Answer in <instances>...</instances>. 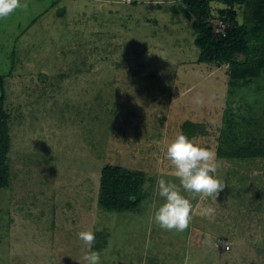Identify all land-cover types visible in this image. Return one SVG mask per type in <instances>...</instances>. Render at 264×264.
I'll return each instance as SVG.
<instances>
[{
  "label": "rangeland",
  "instance_id": "obj_1",
  "mask_svg": "<svg viewBox=\"0 0 264 264\" xmlns=\"http://www.w3.org/2000/svg\"><path fill=\"white\" fill-rule=\"evenodd\" d=\"M20 2L26 6L0 19V76L10 115L0 264H84L78 233L90 228L104 238L93 248L101 264H264V156L217 154L219 147L228 152L249 142L264 151L257 20L251 16L249 67L260 68L230 85L226 65L197 61L180 0ZM209 6L213 24L219 10L228 9L218 0ZM230 8L247 23V7ZM186 121L196 130L186 136L216 152V176L225 183L216 201L181 189L213 229L205 245L192 238L198 227L178 232L154 221L165 202L157 181L180 184L167 146ZM227 133L234 143L221 142ZM107 164L146 174L151 189L139 211L98 206ZM209 206L215 214L202 215ZM216 237L229 249L215 245Z\"/></svg>",
  "mask_w": 264,
  "mask_h": 264
},
{
  "label": "trees",
  "instance_id": "obj_2",
  "mask_svg": "<svg viewBox=\"0 0 264 264\" xmlns=\"http://www.w3.org/2000/svg\"><path fill=\"white\" fill-rule=\"evenodd\" d=\"M180 1L182 6L179 12L193 30V43L199 50L197 58L199 63L226 65L232 79L230 85L236 84V78L245 79L251 71L255 72L257 67L260 68V65L257 67L255 65L254 69L249 67L252 51L248 39L252 16L257 20L256 25L261 29V33L263 32L260 43L264 46V0H218L228 6V9H220L219 15L215 17V20H221L227 25L224 34H215L213 31L212 21L210 22V17L213 16L209 6L211 0ZM235 3L247 7V23H240L235 18V11L230 8ZM259 6L262 9H259ZM257 11L259 12L256 14ZM255 14L258 18H255ZM4 100V79L0 76V190L7 188L10 182L8 163L10 115L4 106ZM182 131L189 137L196 133L194 126L187 121L183 123ZM229 134L222 135L224 139L222 138L221 142H227V139H230ZM231 139L235 140L234 137ZM227 151L223 152L219 147L217 154L220 157L238 159L264 156V151L255 147L253 142L232 145ZM146 183L147 176L143 171L107 164L100 171L97 204L101 209L109 212H137L141 204L146 205L145 199L151 189L146 187ZM95 236L94 249L100 247V242H104V238L100 241L99 233H95Z\"/></svg>",
  "mask_w": 264,
  "mask_h": 264
},
{
  "label": "clouds",
  "instance_id": "obj_3",
  "mask_svg": "<svg viewBox=\"0 0 264 264\" xmlns=\"http://www.w3.org/2000/svg\"><path fill=\"white\" fill-rule=\"evenodd\" d=\"M25 6L20 0H0V19ZM193 103L200 104L202 101L194 98ZM167 158L173 165L174 175L180 184L162 178L157 181L159 196L165 202L154 212V221L164 230L183 232L191 223L193 205L189 198L181 194V189L199 194L201 198L212 197L216 201L220 191L225 188V183L216 176L219 167L216 152L201 146L183 132H178L168 144ZM201 214L212 216L215 209L205 207ZM78 238L85 245L81 256L84 264H101L100 253L93 250L96 241L94 231L91 228L81 231Z\"/></svg>",
  "mask_w": 264,
  "mask_h": 264
},
{
  "label": "crops",
  "instance_id": "obj_4",
  "mask_svg": "<svg viewBox=\"0 0 264 264\" xmlns=\"http://www.w3.org/2000/svg\"><path fill=\"white\" fill-rule=\"evenodd\" d=\"M197 208V207H196ZM196 210V209H195ZM195 210L194 208L192 209V213H191V216H192V220H191V223L189 225V230L192 232V230H194L193 228H199V230L197 231V229L194 231V237L193 240L196 241L197 238H200L203 243L202 245H205L206 241H210L212 238H211V234H212V230H211V226H207L208 224H206L203 219L201 218V220L198 219L197 215L195 214ZM204 223V224H203ZM200 231V232H199ZM211 233V234H210ZM186 235H188V233L185 234V237H184V241H190L189 238L186 237ZM217 239H221L224 240L223 237H216ZM215 238V239H216ZM214 239V240H215ZM226 240V239H225ZM227 241V240H226Z\"/></svg>",
  "mask_w": 264,
  "mask_h": 264
},
{
  "label": "built area",
  "instance_id": "obj_5",
  "mask_svg": "<svg viewBox=\"0 0 264 264\" xmlns=\"http://www.w3.org/2000/svg\"><path fill=\"white\" fill-rule=\"evenodd\" d=\"M214 21H215V24L212 23V24H213V31H214V33H215V34H219V33L224 34V31H225L227 25L224 24V22L221 21V20H214ZM214 21H213V22H214ZM215 245H220V246H222L225 250H228V249H229V244H228V242H225V241H223L222 239H216V241H215Z\"/></svg>",
  "mask_w": 264,
  "mask_h": 264
}]
</instances>
